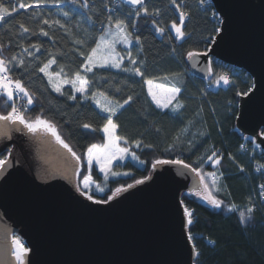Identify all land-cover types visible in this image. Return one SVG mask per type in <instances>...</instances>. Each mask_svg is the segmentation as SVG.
Wrapping results in <instances>:
<instances>
[{"label": "trees", "instance_id": "trees-1", "mask_svg": "<svg viewBox=\"0 0 264 264\" xmlns=\"http://www.w3.org/2000/svg\"><path fill=\"white\" fill-rule=\"evenodd\" d=\"M65 1L68 0H40L41 7L17 10L1 21L0 45L3 48L0 54L6 58L15 54L29 65L27 71L15 69L12 73L14 78H21L26 88L35 95L26 117L41 115L51 120L62 139L81 157L76 184L85 175H91L94 186L88 193L94 200H106L117 188L147 176L156 160L181 159L193 167L202 168L205 173L216 172L219 190H213V195L223 202L221 208H214L200 200L191 194L193 191L181 195L183 205L193 212V224L187 225V232L191 231L199 252L195 264H264V199L260 200L264 170L255 172L253 165L256 160L263 162L264 156L259 146L235 127L239 97L251 88L252 79L242 69L211 59L214 72L217 75L226 73L232 81L230 85L216 87V75L199 78L187 66V52L206 51L217 33L218 24L212 18L211 9L202 8L200 0H177L182 4V9L190 14L183 26L187 35L177 40L170 26L173 21L179 24V16L171 0H145L144 7L159 15L146 16L142 13L138 18L135 10L140 6L134 8L118 2L115 11L107 10L106 6L112 0H93L87 2V7L81 6L84 0L63 6L47 5ZM19 2L29 4L35 0H14L15 6ZM3 3L5 7H10L9 0H3ZM130 10L133 14L128 16ZM64 12L69 13L67 18ZM109 15L125 19L129 25H136L130 27L133 36L128 51L142 62L137 66L142 68L145 78L171 86V77L180 74L174 83L181 88L179 100L183 107L177 111L171 107L164 110L157 108L141 77L115 68H96L95 76L89 73L88 76L95 81L92 91H104L120 103L132 97L113 117V121L118 126L116 135L128 141L125 144L121 140L122 145L144 161L141 164L131 155L118 160L112 166V171L121 175H110L105 181L104 174H100L95 166L88 168L84 157L90 145L104 143L101 129L106 123L107 114L102 113L92 100H84L79 93H76V100L68 99L70 85H64V95L53 91L47 77L34 69L55 57L57 63L50 71H58L60 65L65 66L66 72L78 70L84 59L80 51L95 46L102 22L106 23ZM41 19L50 22L60 20L66 28L37 23ZM21 23L31 31L23 33L19 27ZM157 26L165 28L163 35L156 33ZM39 28H44L49 36L40 35ZM136 36L140 37L139 44L135 42ZM77 38L87 39L88 44H75ZM31 45H39V52ZM24 48L33 55L29 56ZM123 66H129L126 54ZM165 76L169 77V81L163 80ZM237 92L241 95H237ZM5 99L0 97V114L10 111L11 102L5 105ZM84 123L91 127L84 129ZM37 133L46 135L41 131ZM137 140L141 141L139 147L135 144ZM241 144L246 148L241 149ZM213 152H217L221 158L216 166L207 162ZM6 155L7 152H0V158ZM207 182L211 184L210 179ZM97 185L103 187L104 191H97ZM232 205L237 206L234 212L227 210ZM247 207L254 209L252 219L242 224L239 213L246 211Z\"/></svg>", "mask_w": 264, "mask_h": 264}, {"label": "water", "instance_id": "water-1", "mask_svg": "<svg viewBox=\"0 0 264 264\" xmlns=\"http://www.w3.org/2000/svg\"><path fill=\"white\" fill-rule=\"evenodd\" d=\"M211 1L220 31L207 57L187 58L188 69L205 78L214 59L251 77L235 127L264 154V0ZM44 134L12 132L0 143L7 152L0 168V264H17L13 237L29 250L25 264H195L181 205L182 193L199 187L195 173L157 164L143 183L96 204L77 191L71 153Z\"/></svg>", "mask_w": 264, "mask_h": 264}, {"label": "snow or ice", "instance_id": "snow-or-ice-1", "mask_svg": "<svg viewBox=\"0 0 264 264\" xmlns=\"http://www.w3.org/2000/svg\"><path fill=\"white\" fill-rule=\"evenodd\" d=\"M126 4L134 6H140L135 10V16L138 18L143 13L144 15H159L158 12H149V10L144 7L145 0H124ZM72 4H76L77 0H71ZM171 3L175 6L176 11L179 13V24L175 21L171 23V29L175 31V39L182 40L186 37L187 33L183 30V26L186 23L189 13L182 9V4L177 3V0H171ZM10 7H5L3 0H0V21H5V19L11 16L12 13L17 11V7L14 4V0H9ZM82 7H87V0H84ZM41 7L40 0H35L34 3H19V9H28V8H39ZM133 13L130 10L128 16H131ZM35 16V14H33ZM63 15L67 18L69 16L68 12H64ZM91 22V17H89ZM37 23H43L52 27V25H59L61 28H66L65 24L61 23L60 20L49 21L47 19L38 20ZM155 23V22H154ZM23 33H29L31 30L25 26L24 23L19 25ZM130 27H136L133 23H129L122 18H114L112 15L107 16V22H102V27L100 30L99 36L95 39V46L90 47L88 50L80 51V55L84 58L83 62L80 64V68L74 72H66L65 66L60 65L58 71H49V69L57 63L55 57L50 58L47 62L41 65H37L36 69L40 73H43L48 79V84L52 87L53 91L64 95V85L71 86V94L68 96L70 100H76V93H79L84 100H92L93 103L100 109L102 113H108L106 117V123L101 129L104 133L105 143L103 145L92 144L87 148L85 159L87 160L88 167L91 169L93 163L99 167V171L104 174V180L107 181L108 177L119 176L121 173L112 171V164L114 160H123L126 156L131 155L132 159L143 164L144 161L140 160L134 152H130L128 147H120L119 141L123 140L125 144L128 143L126 139L116 135L117 124L114 123L113 117L117 114L120 109L128 104L132 97L129 96L123 103L116 101L109 97L104 91H92V86L95 83L88 74L91 73L95 76L94 69L96 68H115L122 72L128 73L130 75L138 76L144 79V83L147 85L148 95L151 97L152 102L156 105L157 108H169L171 107L173 111H177L183 107L179 100V94L181 93V88L176 86L174 83L180 76L179 73L174 74L171 77V87H166L163 83L157 84L153 79L145 78L144 71L140 66L142 62L139 61L136 57L132 55L131 51H127L126 56L129 60V66H123V61L125 55L116 50V45L123 44L125 46L129 45L132 42V32ZM88 32L87 29H85ZM156 33L163 35L165 28L157 26L155 28ZM220 29L217 28L216 32L219 33ZM35 35V33H32ZM39 34L45 37L49 36V33L44 30V28H39ZM213 39H215L213 37ZM135 42L140 43V37H135ZM77 45H87V39L77 38L74 41ZM35 48L37 52L40 50L39 45H31ZM3 48V45H0V49ZM142 50V49H141ZM24 51L28 53L29 56L33 54L28 51L27 48H24ZM58 55V54H57ZM208 56V51L199 52V51H188L187 57L189 60L195 61L197 57ZM36 57H34L35 59ZM29 65L25 63V60L17 55L13 54L10 58L4 57L0 54V97L6 98L5 105L10 104V111L7 114H0V136H7L11 131H24L28 133H37L43 131L51 137H53L57 144L62 146L64 149H67L71 153L72 157L76 160L77 168L76 172L79 173V164L81 163V157L77 155L75 151L69 146L68 143L62 139L61 134L57 130V126L49 119L43 118L41 115H37L35 118L26 117V112L30 110V106L33 105L35 95L31 93L26 86L23 84L21 78H14L12 73L15 69H22L24 71L28 70ZM82 70V71H81ZM207 74L209 77L216 75L214 83L220 85L221 82L223 85H230L232 83L230 77L226 73H221L217 75L211 65V61L208 62L206 68ZM103 79V77H101ZM164 81H169V77H163ZM119 90V89H117ZM162 90L166 95L161 98L159 91ZM252 91L251 88L247 92H244L243 95L247 96ZM91 92V95L88 93ZM237 95H241L240 92H237ZM99 97V98H98ZM103 99V103L101 99ZM26 99V103L22 101ZM16 100H20L21 103H16ZM22 126V127H21ZM84 129H89L90 124L84 123L82 125ZM264 136V131L260 133ZM137 147L140 146L141 141H135ZM243 147V146H242ZM220 156L217 152H213L212 155L208 156L207 162H211L213 166H216L220 163ZM6 164L5 159H0V168ZM157 164H175L181 165L186 169H190L193 173L199 177V187H194L193 192L200 199L204 200L206 203L210 204L214 208H221L223 202L216 198L213 195V190H219L218 180L219 176L216 172H203L202 168L193 167L190 164L184 162V160H156L153 164V167ZM264 167V166H261ZM242 170V169H241ZM123 175H128V173H123ZM147 179V177L145 178ZM211 180V184L207 181ZM143 180H136V184L143 183ZM83 189H88L93 183L91 175H85L83 181ZM132 187V185H128ZM261 198L264 199V185H261ZM97 191L103 192L104 188L100 185L96 187ZM125 189L117 188L112 196L108 197V200H94L93 196L88 194L87 191H84L80 187V183L77 184V191L81 195L85 196L89 201H92L96 204L108 203V201L113 199L117 193L124 191ZM183 216L185 218V223L189 226L193 224V212L183 205ZM228 211L234 212L237 210L236 205L230 206ZM253 207H247L246 211H241L239 213L240 222L242 224L246 223L248 220L252 219ZM187 240L192 245L191 253L192 257L195 258L199 255V252L196 248L194 237L189 230L187 234ZM13 246V256L15 257L17 264H25V257L28 253V248H26L19 238L13 237L12 240Z\"/></svg>", "mask_w": 264, "mask_h": 264}, {"label": "built area", "instance_id": "built-area-1", "mask_svg": "<svg viewBox=\"0 0 264 264\" xmlns=\"http://www.w3.org/2000/svg\"><path fill=\"white\" fill-rule=\"evenodd\" d=\"M88 3H91L93 2V0H87ZM118 0H112L107 6H106V9L107 10H111V11H115L116 7H117V4H118ZM20 3V2H19ZM19 3H16V7H17V10H24V9H19ZM67 3H71V0H68V1H65V2H60V3H57V4H47L48 6H63ZM200 4L202 6V8H209L211 9L212 11V18L214 19V21L218 24V27H219V24H220V17L216 14L215 10H214V7L212 5V1L211 0H200ZM151 16V15H149ZM178 16H179V13H178ZM1 22V21H0ZM16 103H21L20 100H16L15 101ZM23 103H26L25 100L22 101ZM243 146V147H242ZM240 148L241 149H245L246 146L244 144H241L240 145ZM260 149V148H259ZM264 156V154H263ZM0 159H5V157H1ZM254 171L255 172H259L261 170H264V167H261V166H264V161L263 162H260L258 160L254 161ZM260 200H262V198L260 197ZM189 208V207H188ZM191 211L192 209L189 208Z\"/></svg>", "mask_w": 264, "mask_h": 264}, {"label": "rangeland", "instance_id": "rangeland-1", "mask_svg": "<svg viewBox=\"0 0 264 264\" xmlns=\"http://www.w3.org/2000/svg\"><path fill=\"white\" fill-rule=\"evenodd\" d=\"M170 28H171V26H170ZM171 31H172V33H173V36L175 37V31L173 30V29H171ZM129 46H130V44L129 45H127V46H125V45H123V44H117L116 45V50L118 51V52H121L123 55H125L126 53H127V51L129 50ZM49 71H50V69H49ZM155 83H157V84H160V83H158V82H155ZM165 85V84H164ZM216 87L218 86V85H216V84H214ZM220 85H223V83L221 82V84ZM166 87H168V85L166 86ZM169 87H171V86H169ZM157 91H159V93H160V96H161V98H163V96L164 95H166V93H164L162 90H157ZM99 98V97H98ZM101 99V102L103 103V99L102 98H100ZM152 101V100H151ZM26 102V101H25ZM95 104V103H94ZM96 105V104H95ZM166 109V108H165ZM107 115H108V113H106ZM103 133V132H102ZM103 135H104V133H103ZM104 143H105V141H104ZM103 143V144H104ZM102 144V145H103ZM119 145H120V147H124L123 145H122V142L121 141H119ZM86 154V153H85ZM118 160H114L113 161V164H112V166L117 162ZM85 163L87 164V166H88V163H87V160L85 159ZM93 166H95V168L98 170V172L100 173V174H102L103 175V173H101L100 171H99V167L97 166V165H95V163H93ZM89 168V167H88ZM83 181V179L80 181V187H81V189L82 190H84V191H87V192H89V190L94 186V183H92L91 185H90V187L88 188V189H83V184L81 183ZM89 194V193H88ZM198 197V196H197ZM199 198V197H198ZM200 199V198H199ZM200 200H202V199H200ZM204 201V200H203Z\"/></svg>", "mask_w": 264, "mask_h": 264}, {"label": "flooded vegetation", "instance_id": "flooded-vegetation-1", "mask_svg": "<svg viewBox=\"0 0 264 264\" xmlns=\"http://www.w3.org/2000/svg\"><path fill=\"white\" fill-rule=\"evenodd\" d=\"M12 132H14L15 134H18V133L21 132V131H14V130H13ZM12 132H9V135H7V136H11V135H12ZM4 139H6L5 136H0V143L5 142Z\"/></svg>", "mask_w": 264, "mask_h": 264}, {"label": "crops", "instance_id": "crops-1", "mask_svg": "<svg viewBox=\"0 0 264 264\" xmlns=\"http://www.w3.org/2000/svg\"><path fill=\"white\" fill-rule=\"evenodd\" d=\"M145 86H146V90H147V93H148V89H147V85L145 84ZM165 86H167V85H165ZM169 87V86H168ZM150 97V96H149ZM150 99H151V97H150ZM152 100V99H151ZM155 105V104H154ZM156 106V105H155ZM159 109H161V108H159ZM165 109V108H164ZM164 109H161V110H164Z\"/></svg>", "mask_w": 264, "mask_h": 264}]
</instances>
